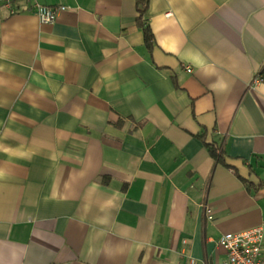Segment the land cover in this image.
Listing matches in <instances>:
<instances>
[{"label":"crops","instance_id":"1","mask_svg":"<svg viewBox=\"0 0 264 264\" xmlns=\"http://www.w3.org/2000/svg\"><path fill=\"white\" fill-rule=\"evenodd\" d=\"M35 4L65 10L42 24ZM13 9L0 6V264H222L219 238L256 227L264 246V0Z\"/></svg>","mask_w":264,"mask_h":264},{"label":"built area","instance_id":"2","mask_svg":"<svg viewBox=\"0 0 264 264\" xmlns=\"http://www.w3.org/2000/svg\"><path fill=\"white\" fill-rule=\"evenodd\" d=\"M13 1L15 0H0V6L13 13ZM63 10H65L64 7H46L39 4H35L33 7V12L42 24L53 23L57 14ZM185 71L190 73L191 69L187 67ZM260 81V77H255L252 85ZM202 208L205 218L212 221L211 209L206 204H203ZM218 245L226 252V259L222 264H264L263 231L261 227L224 234L219 238Z\"/></svg>","mask_w":264,"mask_h":264},{"label":"trees","instance_id":"3","mask_svg":"<svg viewBox=\"0 0 264 264\" xmlns=\"http://www.w3.org/2000/svg\"><path fill=\"white\" fill-rule=\"evenodd\" d=\"M134 1L136 2L138 6V11L140 12V16H142L145 13L146 8H147V0H134ZM138 21H139V25L143 33L144 43L146 47L150 49L153 45L154 38L149 28V25L147 23V20H138ZM206 148L210 156L213 158L214 164L224 165V150L221 144L217 142H213L210 144H206Z\"/></svg>","mask_w":264,"mask_h":264}]
</instances>
